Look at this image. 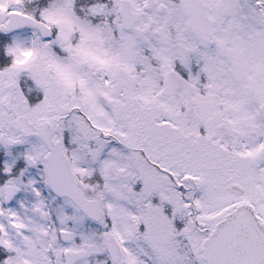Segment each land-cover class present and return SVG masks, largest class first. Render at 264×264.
Segmentation results:
<instances>
[{
    "label": "snow or ice",
    "instance_id": "1",
    "mask_svg": "<svg viewBox=\"0 0 264 264\" xmlns=\"http://www.w3.org/2000/svg\"><path fill=\"white\" fill-rule=\"evenodd\" d=\"M0 264H264V0H0Z\"/></svg>",
    "mask_w": 264,
    "mask_h": 264
}]
</instances>
